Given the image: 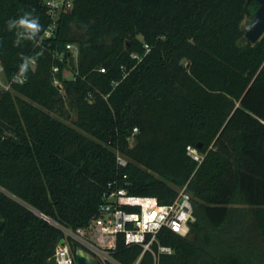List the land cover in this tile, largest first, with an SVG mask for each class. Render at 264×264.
Listing matches in <instances>:
<instances>
[{"label": "trees", "instance_id": "obj_1", "mask_svg": "<svg viewBox=\"0 0 264 264\" xmlns=\"http://www.w3.org/2000/svg\"><path fill=\"white\" fill-rule=\"evenodd\" d=\"M248 3L73 0L46 37L44 0H0V264H51L62 228H88L121 188L162 205L186 188L196 220L152 251L120 238L109 264H264V35L244 39ZM33 9L41 43L15 46L6 22ZM21 56L35 63L18 84Z\"/></svg>", "mask_w": 264, "mask_h": 264}, {"label": "built area", "instance_id": "obj_2", "mask_svg": "<svg viewBox=\"0 0 264 264\" xmlns=\"http://www.w3.org/2000/svg\"><path fill=\"white\" fill-rule=\"evenodd\" d=\"M52 18V24L46 32L51 37L55 31L57 20L63 12L73 7V0H44ZM68 50L78 55V49L68 45ZM1 89L9 90L6 83L4 68L0 63ZM58 84V83H57ZM188 154L198 162L204 160V155L195 147L188 148ZM118 164L126 167L128 162L122 156L118 157ZM127 178V176H125ZM112 187V186H110ZM105 202L100 213L88 228L72 231L62 228L65 238L56 248L53 258L56 264H76L75 253L71 241L87 250L99 264L115 263L113 253L118 248L120 238L127 245H141L145 252L152 251L161 230L168 228L182 237H189L191 224L195 222L192 196L183 188L174 203L162 205L153 196L130 195L125 188L115 189L105 195ZM163 253L171 254L170 248H160ZM139 264V261L136 263Z\"/></svg>", "mask_w": 264, "mask_h": 264}, {"label": "clouds", "instance_id": "obj_3", "mask_svg": "<svg viewBox=\"0 0 264 264\" xmlns=\"http://www.w3.org/2000/svg\"><path fill=\"white\" fill-rule=\"evenodd\" d=\"M34 9L31 11H21L16 18L9 19L7 23L8 31L15 33L14 45L19 46L22 41H32L36 46L41 43L40 34L43 26L39 22V17L34 15ZM22 63L19 71L13 76V83L22 84L27 79V73L30 65L35 63V58L21 56ZM23 77V79H21Z\"/></svg>", "mask_w": 264, "mask_h": 264}, {"label": "water", "instance_id": "obj_4", "mask_svg": "<svg viewBox=\"0 0 264 264\" xmlns=\"http://www.w3.org/2000/svg\"><path fill=\"white\" fill-rule=\"evenodd\" d=\"M260 4V8L254 15H250L249 3L246 5V23L244 39L256 44L264 35V0H255ZM7 223L6 219L0 218V234ZM64 244V241H61ZM76 264H99L98 260L92 256L87 250L78 247L75 253ZM51 264H56V259L52 258Z\"/></svg>", "mask_w": 264, "mask_h": 264}, {"label": "rangeland", "instance_id": "obj_5", "mask_svg": "<svg viewBox=\"0 0 264 264\" xmlns=\"http://www.w3.org/2000/svg\"><path fill=\"white\" fill-rule=\"evenodd\" d=\"M245 24L247 25V23L245 22ZM0 87L2 88V85L0 84ZM63 121H65L66 123H68L71 126H74V122L76 121V114L74 112L70 111V118L69 119H63Z\"/></svg>", "mask_w": 264, "mask_h": 264}]
</instances>
